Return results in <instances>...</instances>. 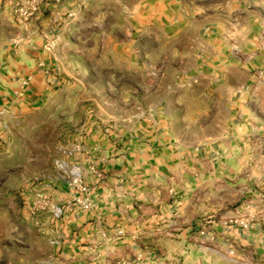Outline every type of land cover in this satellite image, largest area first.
Here are the masks:
<instances>
[{"label":"crops","instance_id":"1","mask_svg":"<svg viewBox=\"0 0 264 264\" xmlns=\"http://www.w3.org/2000/svg\"><path fill=\"white\" fill-rule=\"evenodd\" d=\"M14 2L0 0V77L13 78L6 87L11 93H42L45 77L70 55L74 31H90L84 44L111 46L116 54L129 56L136 42L142 47L155 42L156 48L143 54L179 62L203 56L211 63L201 75L221 78L216 88L235 95L232 127L219 143L182 144L164 133L139 135L131 129L78 134V155L68 167L81 169L82 187L65 181L49 189L63 210L57 246L82 262L172 264L162 257L176 252L187 256L175 264H214L212 256L227 247L217 251L184 239L222 240L233 205L237 211L262 203L264 214V169L259 168L264 161V0H61L41 3L28 22L13 16ZM71 13L76 17H63ZM89 13L96 15L91 22L85 19ZM26 78L29 90L21 85ZM5 84L0 83L1 101L7 98ZM75 196L88 198L90 210L74 209ZM183 221L189 224L169 235L187 244L165 249V228ZM230 232L251 244L263 231L255 225Z\"/></svg>","mask_w":264,"mask_h":264},{"label":"rangeland","instance_id":"2","mask_svg":"<svg viewBox=\"0 0 264 264\" xmlns=\"http://www.w3.org/2000/svg\"><path fill=\"white\" fill-rule=\"evenodd\" d=\"M13 16L20 17L18 13ZM94 16L89 13L85 19L91 22ZM54 23L59 27V18ZM76 33H71L74 42L69 46L70 55L56 63L52 74L45 77L42 93L7 92L13 78L0 77V83L6 82L2 96L7 97L0 100V264H89L77 254L58 248V219L63 210L49 189L65 181L73 185V178L81 175L76 164L68 167V161L78 155V134L98 129L122 134L131 129L133 134L164 133L182 144L198 145L211 140L219 143L232 127L231 102L235 95L216 88L221 78L201 75L212 68L203 56L197 61L179 62L163 61L155 53L143 54L155 49V42L147 47L136 42L125 56L114 53L111 46L84 44L88 30ZM6 64L2 62V67ZM22 81L23 89L29 90V80ZM227 102L229 110L225 109ZM259 168L264 169V161ZM37 194H42L43 201H38ZM77 198L89 202L86 197L75 196L71 206L89 211L91 205L84 209ZM51 206L60 209L59 217ZM256 206L237 211L235 205L230 207L225 223L228 230L225 236L220 235L222 240H184L217 251L227 247L221 255L212 256L214 264H264L263 206ZM218 218L217 214L213 219ZM187 224L175 222L165 228V249L177 251L178 245L187 244L169 235ZM255 225L263 232L251 244L236 240L230 232L232 228L245 230ZM242 235L246 239L248 232ZM254 248L260 252L253 253ZM185 256L174 252L163 255L162 261L181 263Z\"/></svg>","mask_w":264,"mask_h":264},{"label":"built area","instance_id":"3","mask_svg":"<svg viewBox=\"0 0 264 264\" xmlns=\"http://www.w3.org/2000/svg\"><path fill=\"white\" fill-rule=\"evenodd\" d=\"M60 0H15V12L18 13L23 21H27L32 19L34 17L39 9L40 4L43 2H59ZM72 183L76 187H82L80 183V175H77L75 178H73ZM81 191H85L84 188H81ZM37 197L39 198L38 201H43L42 194H37ZM76 202L82 206L84 209L90 208V203L86 200L81 201L79 198L76 199ZM43 205H47V203L44 201L42 202ZM51 210L53 211L54 215L56 217L60 216V209L51 206ZM119 234L122 233V230L119 229L117 231Z\"/></svg>","mask_w":264,"mask_h":264}]
</instances>
